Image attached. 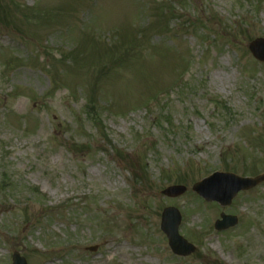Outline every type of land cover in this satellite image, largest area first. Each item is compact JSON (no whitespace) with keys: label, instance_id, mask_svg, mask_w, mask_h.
<instances>
[{"label":"rangeland","instance_id":"374dc122","mask_svg":"<svg viewBox=\"0 0 264 264\" xmlns=\"http://www.w3.org/2000/svg\"><path fill=\"white\" fill-rule=\"evenodd\" d=\"M257 38L264 0H0V264H264V183L226 208L191 189L264 174Z\"/></svg>","mask_w":264,"mask_h":264},{"label":"water","instance_id":"95a60500","mask_svg":"<svg viewBox=\"0 0 264 264\" xmlns=\"http://www.w3.org/2000/svg\"><path fill=\"white\" fill-rule=\"evenodd\" d=\"M247 48L251 56L253 57L252 59L264 64V39L257 38L256 40L251 42ZM219 180L220 185L218 192L211 193V191H208L207 193V188L211 187L215 189V181ZM263 182L264 175L255 179H242L236 176L217 174L204 180L203 182H201V184H196L192 189L206 202H216L222 208H224L230 206L231 202L239 192L249 191L256 187V185H259ZM210 185H214V187ZM183 192L184 188L173 187L169 188V190H165L163 192V195L170 198H175L181 195ZM220 218L221 221H217L214 226L215 230L217 231L227 230L236 226L237 224L236 218L226 217L224 215H221ZM160 222V229L165 234L168 240V246L175 256L188 257L194 253L195 248L185 242V240L181 238L177 232L180 222V217L177 211H175L174 209L164 210ZM95 250L96 248L90 249V251L92 252H94ZM13 264H25V261L19 258L18 254L15 253L13 255Z\"/></svg>","mask_w":264,"mask_h":264},{"label":"trees","instance_id":"16d2710c","mask_svg":"<svg viewBox=\"0 0 264 264\" xmlns=\"http://www.w3.org/2000/svg\"><path fill=\"white\" fill-rule=\"evenodd\" d=\"M165 15H167V13L161 9L160 17H161V18H164ZM110 50H111V49H110ZM113 54H116V55H114V56H117V55H118L116 52H112V53H111V55H113ZM120 56H121V55H120ZM121 59H122V58L119 57V58L117 59V62H120ZM97 80H98V79H97ZM87 103H88V105H87L86 110L89 111V112L91 113V115H95V114H96V107H97V104H96L95 102H93V101H92V102H91V101H88Z\"/></svg>","mask_w":264,"mask_h":264}]
</instances>
